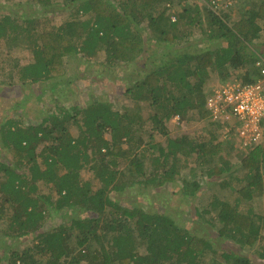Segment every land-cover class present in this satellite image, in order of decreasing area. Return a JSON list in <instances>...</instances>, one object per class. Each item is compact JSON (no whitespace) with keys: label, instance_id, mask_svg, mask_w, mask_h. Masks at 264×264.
<instances>
[{"label":"trees","instance_id":"obj_1","mask_svg":"<svg viewBox=\"0 0 264 264\" xmlns=\"http://www.w3.org/2000/svg\"><path fill=\"white\" fill-rule=\"evenodd\" d=\"M35 1L46 14L69 15L41 23L16 9L0 14V86L36 87L27 90L37 93L29 108H38V86L69 82L74 55L103 54V64L149 69L127 82L131 99L122 109L96 99L70 113L49 106L29 121L0 115V153L11 156L0 154V225L10 239L3 240L0 264H256L233 245L253 248L264 228V212L256 209L264 199V134L241 150L246 175L236 198L220 196L233 185L223 175L234 164L229 154L241 121L227 110L212 118L206 103L212 73L222 70L223 81L230 69L242 71L244 82L264 78L256 65L264 55L256 46L264 0L248 7L237 0L218 13L189 0ZM236 9L242 16L232 21ZM201 42L205 48L194 50ZM5 45L31 50L33 61L21 63ZM177 116L210 126L175 134L170 123ZM205 178L213 179L214 196L196 207L199 218L190 227L164 206L117 198L130 188L149 194L177 180L191 198Z\"/></svg>","mask_w":264,"mask_h":264},{"label":"rangeland","instance_id":"obj_2","mask_svg":"<svg viewBox=\"0 0 264 264\" xmlns=\"http://www.w3.org/2000/svg\"><path fill=\"white\" fill-rule=\"evenodd\" d=\"M245 1V0H239ZM250 2L247 7L252 3L259 2L260 0H246ZM194 4L201 6V4L197 0H189L186 1L185 4ZM14 9L20 11L21 13H25L26 16H35L39 22L47 23V22H58L65 20L69 12L67 10L62 9L60 13H47L44 9L40 8L35 0H0V14L10 12ZM228 8H226L227 10ZM61 15V16H60ZM242 16V11H238L232 15L230 20L235 21L238 20ZM263 26V31L261 32L260 38L256 42V46L260 47L263 50L264 54V22L262 20L259 21ZM200 37V35H198ZM197 40L196 37L194 38ZM193 45L194 50H203L207 44L205 42L195 43ZM155 46V45H154ZM7 53H11L14 57H18L21 60V63H29L33 61V54L29 49H17L13 48L9 50V47L6 45L2 49ZM10 51V52H9ZM264 56V55H263ZM103 54H99L96 57L85 58L83 54L74 55L70 58L68 62V81L52 84L51 88H47L45 85L38 86V108L35 110L31 107H35L36 100L34 96L36 94H32V91H27L28 89L34 90L36 87L33 86H24L23 84H18L12 87H2L0 86V115H8L9 118L17 117L18 120L26 121L31 117L37 119L42 111L48 109V107H53L55 112L61 111V109L65 110V113H70L75 111V107L84 108L88 105H91L96 99L110 101L112 103L113 109H122L125 104H130V97L127 95L126 88L128 86V81L133 80L136 77H139L144 73V71L149 69V65H141L138 66L135 64L126 65V64H116V65H108L103 64ZM15 70V69H14ZM238 72L243 74L242 71L230 69V73L227 79L242 77L238 75ZM223 71L219 70L217 73H212L210 75V89L217 87L221 82H223ZM55 87V92H52V88ZM33 91V92H34ZM20 99L22 102L28 106H21L19 104ZM110 103H107L111 106ZM37 104V103H36ZM58 110V111H57ZM26 112V113H25ZM26 118V119H24ZM29 121V120H27ZM85 118L81 119V123H84ZM180 124V127L175 129V124ZM145 126L150 125V121H147ZM171 128L173 129L175 134L179 133H190L194 134L196 130H201V128H208L210 126L209 120L198 121L193 120L191 122H181L179 117H175L170 123ZM77 127L72 128V132L75 134ZM78 133V132H77ZM148 136V135H147ZM145 136V137H147ZM156 139H162L160 135H157ZM231 144V143H230ZM231 150V154H229V161L234 163L229 171H225L223 177L230 179V183L233 184L231 187L227 189L221 190L223 194H220L222 197H226L230 200L236 198L237 192L234 190L236 187H239L245 181L246 170L240 168V157L244 154L241 150L240 145L235 144ZM1 152V150H0ZM1 154V153H0ZM1 156H4L3 160H11V156L5 153H2ZM192 156H195L193 154ZM189 165L194 166L195 162L192 158L189 161ZM187 170H184V174H186ZM217 178V177H216ZM213 179L205 178L203 182L204 185L201 187V190L192 196L191 198H186L184 195V191L182 188L181 180H177L173 183L167 184L166 188L163 190H155L153 193L149 194L147 192L139 193L135 188L127 189L126 191L130 192H119L117 198L119 200H125L131 202H141V206H144L143 203L152 202L151 206H159L164 209L167 213L172 214L175 217L176 221L183 223L184 226H192V220L199 218V214L196 213V207H199L200 210L203 208L201 204H207L213 199L214 196V186H212ZM232 188V189H231ZM44 192H49V190L45 187H42ZM212 190V192H210ZM156 192V194H154ZM258 211L264 212V199H262L261 204L256 208ZM147 211H152V207H148ZM157 210V208H156ZM264 214V213H263ZM60 219L56 216H53L51 222L53 225H56ZM5 225H0V248L4 244L3 240L8 239V237L3 236V227ZM233 249L242 253L245 257H250L256 264H264V258L261 257L260 253L264 251V228L262 230L260 240L255 244L253 248L248 249L247 247L244 249H240L239 246L233 245ZM1 255V253H0Z\"/></svg>","mask_w":264,"mask_h":264},{"label":"built area","instance_id":"obj_3","mask_svg":"<svg viewBox=\"0 0 264 264\" xmlns=\"http://www.w3.org/2000/svg\"><path fill=\"white\" fill-rule=\"evenodd\" d=\"M212 11L217 13L233 6L237 0H200ZM256 65L260 67L264 76V56L259 55ZM206 106L214 119H220L222 112H232L241 123L237 127L239 136L237 143L244 150L260 142L264 134V78L254 83L244 82L235 77L224 80L217 87L211 89ZM231 113V114H232ZM240 139L243 143H240ZM240 143V144H239Z\"/></svg>","mask_w":264,"mask_h":264},{"label":"clouds","instance_id":"obj_4","mask_svg":"<svg viewBox=\"0 0 264 264\" xmlns=\"http://www.w3.org/2000/svg\"><path fill=\"white\" fill-rule=\"evenodd\" d=\"M197 1H198L200 4H203V3L200 2V0H197ZM211 89H212V88H211ZM177 117H178V116H177ZM177 117H176V118H177Z\"/></svg>","mask_w":264,"mask_h":264}]
</instances>
